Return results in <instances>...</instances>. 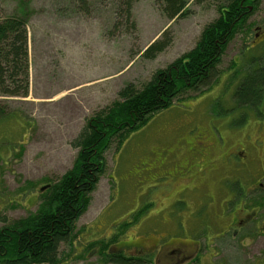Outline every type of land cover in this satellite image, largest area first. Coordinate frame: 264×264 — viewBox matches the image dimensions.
Instances as JSON below:
<instances>
[{
  "label": "rangeland",
  "instance_id": "rangeland-1",
  "mask_svg": "<svg viewBox=\"0 0 264 264\" xmlns=\"http://www.w3.org/2000/svg\"><path fill=\"white\" fill-rule=\"evenodd\" d=\"M121 2L86 0L80 7L78 0H30L21 7L17 0H0V19L22 10L29 14L27 93H0V226L34 213L47 192L41 188L71 169L78 153L71 141L88 118L120 100L118 92L126 85L142 88L156 71L190 51L204 26L219 16V4L207 0H187L173 19L163 12L162 0H133L128 19ZM253 6L228 41L211 85L182 93L129 133L117 150L111 139L87 208L70 242L60 245L55 264H112L105 249L120 224L128 223L117 236L119 244L147 240V246L167 241L162 236L175 230L170 217L208 233L227 224L231 213L224 215L223 205L209 209L207 199L181 191L194 177L196 183H208L206 193L220 196L226 185L253 188L264 172V148L255 149L264 143V118L252 108L237 107L232 96L252 62L248 57L262 53V45L244 48L255 26L264 29V0ZM163 39L166 46L153 58L142 55ZM238 57L240 63L230 69ZM260 63L264 66V57ZM22 87L23 82L17 91ZM205 140L212 145L204 146ZM204 149L206 155H193ZM173 158L185 169L177 170ZM254 225H246L243 233L253 232ZM183 228L175 232L182 236ZM213 242L214 260L221 264H264L255 239L240 243L225 236Z\"/></svg>",
  "mask_w": 264,
  "mask_h": 264
},
{
  "label": "trees",
  "instance_id": "trees-1",
  "mask_svg": "<svg viewBox=\"0 0 264 264\" xmlns=\"http://www.w3.org/2000/svg\"><path fill=\"white\" fill-rule=\"evenodd\" d=\"M17 1L21 7H26L30 0ZM121 1L129 19L133 0ZM162 1V10L169 19L180 16L187 2ZM207 1L219 4V16L204 26L195 46L165 69L156 71L142 88L134 89L130 84L123 87L118 92L120 100L88 118L78 136L71 141L78 148L71 169L56 182L45 184L47 192L42 195L34 213L14 221L4 220L0 226V264H55L59 258L60 245L70 242L75 222L87 208L89 194L104 170V152L111 139L117 141V150L125 137L141 127L151 115L169 107L174 99L178 100L187 90H200L213 79L228 41L246 20L255 0ZM78 2L80 7H86V0ZM248 4L251 5L250 10ZM28 18L29 14L22 10V14L0 19V93H27L25 28ZM166 44L164 39L153 41L142 55L153 58ZM6 78L13 84L12 88L7 86ZM22 82V91H17L18 84ZM232 96L237 107L252 108L261 115L264 69L246 73ZM148 207L149 204L140 208L136 214L139 216ZM126 224L117 226V236L124 233ZM117 236L114 235L110 241ZM105 256L112 264H132L121 253Z\"/></svg>",
  "mask_w": 264,
  "mask_h": 264
},
{
  "label": "flooded vegetation",
  "instance_id": "flooded-vegetation-1",
  "mask_svg": "<svg viewBox=\"0 0 264 264\" xmlns=\"http://www.w3.org/2000/svg\"><path fill=\"white\" fill-rule=\"evenodd\" d=\"M247 7H251V5L248 4ZM253 30V39L250 45L245 46L244 48L262 45V53L258 55V57H248V60L252 62L248 66L246 73L250 70L264 69V66L260 63L264 57V29L260 26H255ZM244 58H246V56ZM236 60V62H233L234 66L230 69L233 68L235 70V67L240 63V57L236 58ZM246 73H244L243 77ZM261 115L264 118V108H262ZM206 141L207 140L204 141V146L208 147L212 145H207ZM255 145V149H258V147L264 148V143ZM206 154L207 151L204 149L201 153L193 155L203 156ZM239 154L241 153L239 152ZM190 155H192V152ZM172 161L177 170L179 169L180 171L185 169L183 163L178 159L173 158ZM224 163L225 161L223 164ZM219 164L223 165L222 163ZM186 172H184V174ZM257 176L258 177H256V182L253 188L256 187L257 189L262 190V194H255L253 188L250 186L246 189H238L240 190L238 193L234 188L226 185L225 190L220 193L221 195L215 196L205 192V187L208 183L205 184V181L196 183L194 181V177H189L192 180L187 184H183L184 187L181 192L188 191L193 197L207 199L208 201L206 206L209 207V209H213L219 204L223 205L222 212L224 215L231 213L230 217H228L227 224L221 225L222 230L220 232L208 233L204 229H201V226H199L202 230L201 231L199 227L195 229L196 226H194V224H190L186 227L185 221L184 223L179 222L170 217L171 223L173 224L172 227L175 230L171 232V230L168 229L165 232V236H162V238H166L167 241L162 242L160 245H157V243L154 245L153 242H151L149 246H147V240H139L137 242L129 240L119 244L120 241H118L119 239L117 240L116 237L113 241H110L105 249L107 256H115L117 253H121L126 255L131 260L130 262L132 264H202L203 262H208L209 264H221L220 262L214 260L216 255L214 253L213 241L219 238H224L225 236H230V238L232 240H236V242L241 240L240 243L250 239L257 240L256 244L259 246L261 251L260 259L264 261V183L262 182L264 179V172L262 174H258ZM220 187L223 188L221 185ZM176 202L177 201H175L174 204L179 205V202L181 201L178 200V204ZM250 202H256L257 204L252 207L245 206L247 204L249 206ZM237 203V206H239L238 209L234 207ZM232 204L234 208L232 207L233 209L230 210L228 207L232 206ZM225 207L226 209H224ZM251 222L255 224L253 232L250 231L243 233L245 226ZM183 225L185 227L183 229H185V232L187 231V233L180 236L175 231L176 228H182ZM121 235H119V237ZM112 237L110 239H112ZM202 240L203 244L201 243ZM96 248L98 252L99 247L97 246Z\"/></svg>",
  "mask_w": 264,
  "mask_h": 264
},
{
  "label": "water",
  "instance_id": "water-1",
  "mask_svg": "<svg viewBox=\"0 0 264 264\" xmlns=\"http://www.w3.org/2000/svg\"><path fill=\"white\" fill-rule=\"evenodd\" d=\"M249 9H250V7H249ZM47 186L46 185H44L41 189H44V188H46Z\"/></svg>",
  "mask_w": 264,
  "mask_h": 264
}]
</instances>
